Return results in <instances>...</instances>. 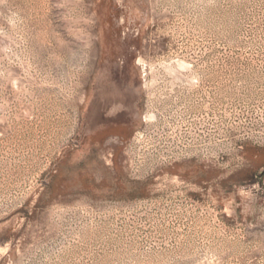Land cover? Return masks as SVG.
<instances>
[{
  "label": "rangeland",
  "instance_id": "1",
  "mask_svg": "<svg viewBox=\"0 0 264 264\" xmlns=\"http://www.w3.org/2000/svg\"><path fill=\"white\" fill-rule=\"evenodd\" d=\"M0 264H264V0H0Z\"/></svg>",
  "mask_w": 264,
  "mask_h": 264
}]
</instances>
